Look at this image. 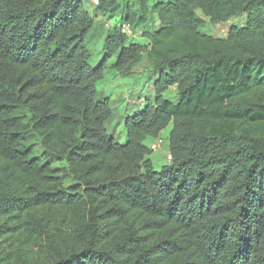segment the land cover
Returning <instances> with one entry per match:
<instances>
[{"label":"trees","instance_id":"1","mask_svg":"<svg viewBox=\"0 0 264 264\" xmlns=\"http://www.w3.org/2000/svg\"><path fill=\"white\" fill-rule=\"evenodd\" d=\"M90 1L0 0V264H264V0ZM144 57L116 135L98 87Z\"/></svg>","mask_w":264,"mask_h":264},{"label":"rangeland","instance_id":"2","mask_svg":"<svg viewBox=\"0 0 264 264\" xmlns=\"http://www.w3.org/2000/svg\"><path fill=\"white\" fill-rule=\"evenodd\" d=\"M89 1V2H88ZM139 0H129L132 4L138 3ZM169 2L170 0H150L153 2ZM92 1L85 0V6L92 11L93 6L90 3ZM199 16L202 17L200 12H197ZM205 20V25L202 28V32L216 39H224L227 36L228 29L232 26H240L244 21L243 18L232 19L229 22L221 25H212L209 23L208 19ZM116 23L113 19L108 20L106 16H99L95 18L93 37L90 39V49L92 53L91 65L98 62L101 55L102 40L108 30ZM117 24V23H116ZM157 26V25H156ZM155 25L152 23L147 30L154 28ZM133 42L141 41L139 35H134ZM147 60L144 57L142 62L135 65L130 71L128 76H123V73L115 72L111 68L114 66L113 61L108 64L105 71V82L98 87V95L105 97L109 100L114 108L115 118L109 125V131H114L116 135L122 134V120L126 115H131L138 109V99L143 100L145 97H151L152 91L150 88V82L144 81L142 75L147 69ZM255 118L252 121V127L261 130L264 129V112L256 111ZM233 129L238 132L237 126L231 125ZM221 131V129H219ZM168 131H165L162 135V148L149 154V159L155 167H161L167 165L170 156L168 152V142H167ZM121 137V136H120ZM125 138L121 140L124 142ZM152 140L147 141V145H151Z\"/></svg>","mask_w":264,"mask_h":264},{"label":"built area","instance_id":"3","mask_svg":"<svg viewBox=\"0 0 264 264\" xmlns=\"http://www.w3.org/2000/svg\"><path fill=\"white\" fill-rule=\"evenodd\" d=\"M121 32L125 33L126 35H131V30L126 25H123V27L121 28ZM161 148H162V140L160 138H158L155 141H153V143L150 145L151 152H155L157 150H161Z\"/></svg>","mask_w":264,"mask_h":264},{"label":"clouds","instance_id":"4","mask_svg":"<svg viewBox=\"0 0 264 264\" xmlns=\"http://www.w3.org/2000/svg\"><path fill=\"white\" fill-rule=\"evenodd\" d=\"M130 36H132V32H131V35ZM160 138V137H159ZM160 139H162V138H160ZM150 146V145H149ZM151 151V150H150ZM152 153V152H151Z\"/></svg>","mask_w":264,"mask_h":264}]
</instances>
